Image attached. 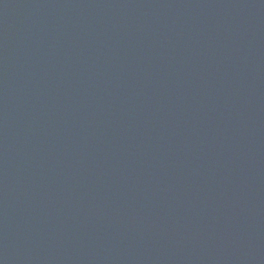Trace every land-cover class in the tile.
Returning <instances> with one entry per match:
<instances>
[{
  "label": "water",
  "instance_id": "obj_1",
  "mask_svg": "<svg viewBox=\"0 0 264 264\" xmlns=\"http://www.w3.org/2000/svg\"><path fill=\"white\" fill-rule=\"evenodd\" d=\"M0 264H264V0H0Z\"/></svg>",
  "mask_w": 264,
  "mask_h": 264
}]
</instances>
